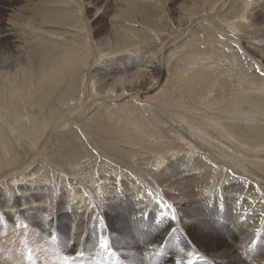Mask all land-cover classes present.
<instances>
[{
  "label": "rangeland",
  "instance_id": "374dc122",
  "mask_svg": "<svg viewBox=\"0 0 264 264\" xmlns=\"http://www.w3.org/2000/svg\"><path fill=\"white\" fill-rule=\"evenodd\" d=\"M245 1L248 2V8H243ZM46 2V0H0V73L17 74L20 69L17 61L28 50H33L30 48L32 45L36 46L37 42H40L38 30L35 32L34 26L47 25L40 22L42 20L38 14L42 6L51 5ZM72 2L80 12L77 14L81 19L78 25L84 27L83 34L87 35L89 40L87 88L85 98L82 100V108L71 112V116L73 115L76 120L65 115L51 124V131H48L49 133L47 132V135L40 140L35 150L24 151L25 149L21 148L16 150L18 149L16 147L15 151L21 157V162L29 163L26 166L27 176L33 175L36 171L40 178L51 176L56 186L55 193L59 196H57L58 199L63 194L62 179L69 183L83 184L78 185L84 187L88 198L91 197L90 212L84 219L82 236L76 240V243L70 237V232L79 212L68 209L66 203L62 204L61 210L54 214L51 231L48 233L40 219L46 214L44 211L32 214L38 216L36 219L32 215L21 217L19 224L16 223L15 217L6 218L3 228L0 229V264H63L64 255L72 258L71 264H96L95 253L98 250V238L101 235L108 238L113 254H105L100 264H130V259L137 252L134 249L149 242L151 235L156 233L159 226L162 227L172 221L170 214V217L158 215V218L154 220L151 215H148L141 225L135 226L128 221L129 212L118 209V205L126 206L127 203H113L112 194L117 186L114 184L117 182V184H124L122 181L127 175L128 178L132 176V179L136 178L142 182L143 178L147 177L142 167L138 166V161L145 160L149 165L152 164L150 155L153 151L150 150L147 154L146 145L145 148L139 145L143 144L145 139L138 136L132 125L135 118L140 122L142 119L150 122L153 130L157 129L161 136L163 131L171 129L178 135L174 137L180 138L182 144L192 145L193 151L207 153L204 140L212 148L220 149L218 142L221 137L217 136L220 130L217 131L213 126L218 123L223 125L224 118L218 116L220 117L218 120L212 121L207 115V121L202 122L195 113L175 114L174 108L171 107L175 101L180 103L190 101L186 95L179 97L188 87L184 82L185 76L191 73L187 67L189 60L197 57L206 61L205 71L210 74L208 79L213 89L210 99L217 103L234 98L235 96L229 95L230 92L237 87V83L241 84L245 80L251 82L254 87L259 85L264 88V0H72ZM12 20H15V23ZM13 26L17 27L13 29ZM118 26L133 30L129 34L135 32L134 41L121 39L118 33L121 27L117 29ZM10 29L12 33L18 31L22 41H17L18 36L10 37L8 32ZM120 44L123 47H119ZM127 48L135 50L134 57L133 55L129 57ZM208 52L213 55L212 58ZM112 54H115L114 58H111ZM151 54H154V65L161 67L164 71L163 76L161 78L159 76L151 88L143 84L138 87L139 93L136 94L129 88L128 94H124V97L117 99L115 103L98 102L96 98L92 100L91 89L99 90L98 87H101L100 85L105 81L110 85L113 76L117 78L136 72L134 70L143 66L146 60L144 58ZM4 62L6 64H3ZM230 66L233 72L229 71ZM215 67H218L217 70ZM238 80L242 81L238 82ZM174 90L176 91L173 93ZM221 92L226 94H220ZM167 94H173L174 99L166 98ZM224 104L225 102L218 105L221 108H217L216 111L225 114L224 111L228 107ZM202 107L211 112V109H207L210 107ZM88 109L91 110L88 112ZM132 109H137L139 114L128 113V110ZM46 110L43 111L46 112ZM156 120H160V123H155ZM1 122L8 124L10 121L3 119ZM192 130L199 131L203 141L191 137ZM178 132L185 133L187 137L179 135ZM123 150L128 151L129 154H125ZM91 152L95 155L89 156ZM239 157L232 155L231 159H237L233 161L242 169L244 167V170L256 172V177L250 178L252 181L250 179L249 181L262 185L259 179L263 181L264 177L259 170L260 164H258L260 167L256 168V164L249 163L247 157L245 159L242 157L243 161H240ZM119 176L121 180L115 182ZM153 190L159 195L158 200L167 199L156 186H153ZM79 203L77 205L81 206ZM174 207L175 205H172V209ZM172 209H169L171 213ZM175 215L176 221L180 218L177 210ZM101 221H103L102 226ZM21 225H27V227H21ZM192 237L197 242H202L205 249L216 248L220 251L230 245L229 237L231 236L223 235L218 230L217 236L212 240L207 241L196 232ZM187 241L179 232L169 234L165 248L173 245L181 246L187 244ZM153 261L157 262L149 260L145 264H168L170 257L161 254ZM198 261V264H209L202 258Z\"/></svg>",
  "mask_w": 264,
  "mask_h": 264
},
{
  "label": "bare ground",
  "instance_id": "6f19581e",
  "mask_svg": "<svg viewBox=\"0 0 264 264\" xmlns=\"http://www.w3.org/2000/svg\"><path fill=\"white\" fill-rule=\"evenodd\" d=\"M46 1V4L51 3V5L42 6L38 14L41 16L42 21L40 22L47 25L34 26L35 32L38 30L37 35L40 42H37L36 46L32 45L30 48L33 50H28L17 61L20 67L17 74L0 73V229L3 228L6 218L15 217L16 223L19 224L21 217H31L32 214L44 211L46 214L40 219L43 228L48 233L51 231L54 214L61 210L62 204L66 203L68 209L79 212L70 232V237L76 243V240L82 236V225L87 213L90 212L91 197L88 198L84 187L78 185L81 183H69L62 179L64 191L62 190L63 194L58 199L59 196L57 197L55 193L56 186L51 176L40 178L37 176L38 171L27 176L26 166L29 163L21 162V157L15 151L16 147H18L16 150L20 148L25 149L24 151H27L26 149L35 150L40 140L47 135L48 131H51L50 125L60 117L68 115V118L75 119L73 115L71 116V112L80 110L82 100L85 98L89 40L88 36L83 34L85 33L84 27L78 25L81 21L77 15L79 11L72 0ZM243 5V8H248V2L245 1ZM16 27L13 26V29ZM119 27L121 26L117 29ZM119 30L121 39L134 41L135 32L129 34L133 30L123 26ZM8 32L10 37L18 36L17 41H22L18 31L12 33L10 29ZM134 51L132 48L126 49L129 57L132 55L134 57V53L136 54ZM208 53L212 58L213 55ZM114 56L115 54H112L111 58ZM153 57L154 54H151L144 58L146 60L143 59V66L138 67L134 70L136 72L128 76L111 77L110 85L106 81L103 84L97 82L101 84V87H98L99 90L91 89L92 100L96 98L98 102L115 103L124 94H128L129 88L135 94L139 93L138 87L143 84L151 88L157 82L158 77L161 78L164 74L161 67L154 65ZM205 63V60L197 57L189 60L187 67L191 73L185 76L186 81L184 82L188 87L179 97L186 95L190 101L185 103L175 101L171 107L174 108L173 113L175 114L185 112L192 115L195 113L202 122L207 121V115L212 121L223 117L225 122L223 125L218 123L213 126L217 131L220 130V134L217 135L221 137L218 142L220 149L212 148L204 140L207 153L193 151L192 145L182 144L181 139L175 138L178 135L171 129L163 131L162 137L157 129L154 131L152 124L145 119L140 122L135 118L134 123L132 122L138 136L145 139L143 144H139L140 147L145 148L146 145L147 154L150 150L153 151L150 155L152 164L149 165L145 160L138 161V166L142 167L147 177L143 178L142 182L136 178L132 179V176L128 178L127 175L122 181L124 184L115 183L114 185L117 186L112 194L113 203H127L126 206L118 205V209L128 211V221L135 226L141 225L148 215L152 216V220L157 219L158 215L165 210L160 207V202L175 205L174 209L179 212L180 218L162 227L159 226L156 233L151 235L149 242L135 248L137 252L132 251L135 256L130 259V264H145L149 260L157 262L158 260H153L159 258L161 254L170 257L168 264H176L177 259L187 264L188 253L193 254L195 264H198L200 258L209 264H264V180L259 179L262 185L250 182V178L256 177V172L249 169L244 170V167L242 169L240 165L239 168L235 164L237 159L233 158L235 161L231 159L232 155L240 156V161H243L242 157L244 159L247 157L249 163L256 164V168L261 166L259 170L264 177V123H258L264 122V88L259 85L254 87L251 82L245 80L241 84L237 83V87L230 92L229 95L235 96L234 98L217 103L210 99L213 89L208 79L210 74L205 71ZM217 68L215 67V70ZM230 68L231 66L229 71L233 72ZM199 69L201 71H198ZM241 81L238 80V82ZM252 89L255 90L252 91ZM222 93L225 92L220 94ZM172 97L173 94H170L166 98L172 99ZM223 102L228 107L224 111L225 114L216 111L220 107L218 105ZM202 106L210 107L207 109H211V112L209 113ZM44 109H47L46 112L43 111ZM135 112L139 114L137 109L128 110V113L134 114ZM3 119L10 122L2 123ZM155 123H160V120H156ZM161 129L164 130V128ZM196 131L190 132L191 137L203 141L199 131ZM178 133L187 137L185 133ZM203 136L205 139L204 134ZM186 148L188 150H185ZM123 152L129 154L128 151L123 150ZM92 154L95 155L91 152L89 156ZM248 161L245 160L247 163ZM80 177L83 178V176ZM117 180L120 181L121 177H117L115 182ZM153 186H156L167 199L158 200L159 195L153 190ZM78 202L81 206L77 205ZM167 211L171 215V211L169 209ZM32 217L36 219L38 216L32 215ZM218 230L223 235L231 236L229 237L230 245L223 247L224 249L221 248L220 251L216 248L205 249L202 242L199 243L200 241L197 242L192 237L196 232L200 233L205 240H212L217 236ZM176 232L188 240L187 244H182V242L181 246L173 245L166 249L165 242L168 235ZM121 250L123 251L122 248Z\"/></svg>",
  "mask_w": 264,
  "mask_h": 264
},
{
  "label": "snow or ice",
  "instance_id": "6c2138e0",
  "mask_svg": "<svg viewBox=\"0 0 264 264\" xmlns=\"http://www.w3.org/2000/svg\"><path fill=\"white\" fill-rule=\"evenodd\" d=\"M151 195V193H149ZM160 207L162 209H165L160 213L161 217H166L169 215V212L167 211L168 209H172L171 204H167L164 202H160ZM171 219L175 220L176 215H175V210L172 209L171 213ZM101 225H103V221H101ZM21 227H27V225H21ZM105 254L112 255L113 253L111 252L110 246H109V240L107 237L101 235L98 240V250L96 251L95 255L97 257L96 264H100V260L103 258ZM192 253H188L189 259L187 261V264H195L194 259L192 258ZM29 259H31V255H29ZM63 264H71L72 258L69 257L68 255H64L62 257ZM176 264H184V261L177 259Z\"/></svg>",
  "mask_w": 264,
  "mask_h": 264
}]
</instances>
